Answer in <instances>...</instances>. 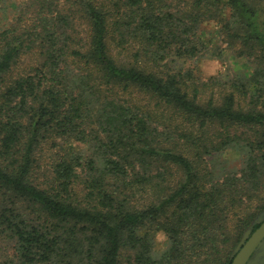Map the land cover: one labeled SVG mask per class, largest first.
<instances>
[{
    "label": "trees",
    "instance_id": "16d2710c",
    "mask_svg": "<svg viewBox=\"0 0 264 264\" xmlns=\"http://www.w3.org/2000/svg\"><path fill=\"white\" fill-rule=\"evenodd\" d=\"M16 10L0 22V264H232L264 221V0ZM225 50L244 66L201 78Z\"/></svg>",
    "mask_w": 264,
    "mask_h": 264
},
{
    "label": "rangeland",
    "instance_id": "374dc122",
    "mask_svg": "<svg viewBox=\"0 0 264 264\" xmlns=\"http://www.w3.org/2000/svg\"><path fill=\"white\" fill-rule=\"evenodd\" d=\"M24 1L26 0H0V22L2 24L10 22L17 14L16 4ZM218 44L225 45L219 37L214 38L213 45ZM223 57L224 58H212V56L203 57V59L198 62V75L203 79H208L211 76L232 75L237 69L239 70L244 66L245 59L234 56V54L228 50L224 51ZM210 93L209 90L205 96L208 97ZM219 160L222 162V166L225 164L230 166L235 164L236 167H240V156L236 151L228 150Z\"/></svg>",
    "mask_w": 264,
    "mask_h": 264
},
{
    "label": "water",
    "instance_id": "95a60500",
    "mask_svg": "<svg viewBox=\"0 0 264 264\" xmlns=\"http://www.w3.org/2000/svg\"><path fill=\"white\" fill-rule=\"evenodd\" d=\"M264 215V214H263ZM260 246L259 259L255 264H264V222L252 236L247 240L244 246L240 249L235 256L232 264H246L252 253Z\"/></svg>",
    "mask_w": 264,
    "mask_h": 264
},
{
    "label": "clouds",
    "instance_id": "9594fccd",
    "mask_svg": "<svg viewBox=\"0 0 264 264\" xmlns=\"http://www.w3.org/2000/svg\"><path fill=\"white\" fill-rule=\"evenodd\" d=\"M170 245V240L167 232L164 229H160L156 231L153 235V249L149 252V258L151 260H159L160 257L158 255H153V251H155L156 246H159L160 252L163 253L167 250Z\"/></svg>",
    "mask_w": 264,
    "mask_h": 264
},
{
    "label": "flooded vegetation",
    "instance_id": "af4514ba",
    "mask_svg": "<svg viewBox=\"0 0 264 264\" xmlns=\"http://www.w3.org/2000/svg\"><path fill=\"white\" fill-rule=\"evenodd\" d=\"M255 219H256V218H255ZM255 219H254V221H255ZM254 221L252 222V224H251V225L246 229V231L244 232V234H243L241 240L238 242L237 246L235 247V249H234V251H233V253H232V256H235V255L238 254V252H239L240 249L244 246V244L247 242V240L252 236V234L256 231V229H257L258 227H260L261 224L264 222V221H262V223L254 229ZM250 228H252L253 231H251V233L248 234V237L246 238L247 231H248ZM240 244L242 245V247L238 250V247H239ZM260 251H261V249H260V246H259V247H258V248L252 253V255L250 256V258L248 259V261L246 262V264H255V263L257 262V259H259ZM233 260H234V259H233ZM232 262H233V261H232Z\"/></svg>",
    "mask_w": 264,
    "mask_h": 264
}]
</instances>
